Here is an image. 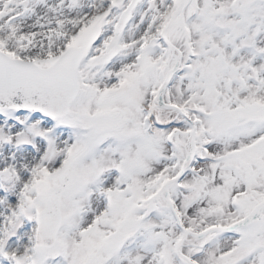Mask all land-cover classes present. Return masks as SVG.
<instances>
[{"label": "snow or ice", "instance_id": "1", "mask_svg": "<svg viewBox=\"0 0 264 264\" xmlns=\"http://www.w3.org/2000/svg\"><path fill=\"white\" fill-rule=\"evenodd\" d=\"M0 264H264V0H0Z\"/></svg>", "mask_w": 264, "mask_h": 264}]
</instances>
